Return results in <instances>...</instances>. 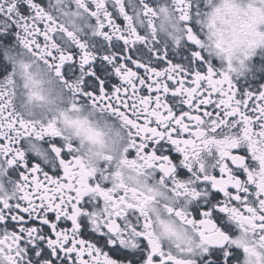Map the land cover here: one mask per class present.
<instances>
[{
  "label": "snow or ice",
  "instance_id": "6c2138e0",
  "mask_svg": "<svg viewBox=\"0 0 264 264\" xmlns=\"http://www.w3.org/2000/svg\"><path fill=\"white\" fill-rule=\"evenodd\" d=\"M0 264H264V0H0Z\"/></svg>",
  "mask_w": 264,
  "mask_h": 264
}]
</instances>
